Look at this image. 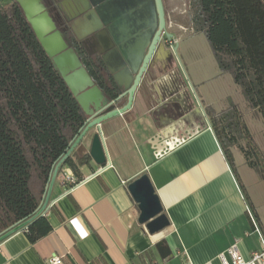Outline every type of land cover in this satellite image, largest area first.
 <instances>
[{"label":"crops","instance_id":"crops-1","mask_svg":"<svg viewBox=\"0 0 264 264\" xmlns=\"http://www.w3.org/2000/svg\"><path fill=\"white\" fill-rule=\"evenodd\" d=\"M157 80L153 94L136 92L129 110L101 122L108 164L89 157L72 171L78 183L71 188L57 175L44 213L51 230L33 243L23 230L10 235L0 242V264H49L51 256L61 257L60 264H221L218 254L233 242L244 257L262 248L264 208L235 165L250 205L245 200L210 123L187 126L175 119L179 112L157 107ZM197 100L211 107L202 96ZM141 173L169 221L160 232L137 221L127 182ZM162 238L171 249L165 258L155 247Z\"/></svg>","mask_w":264,"mask_h":264},{"label":"trees","instance_id":"trees-1","mask_svg":"<svg viewBox=\"0 0 264 264\" xmlns=\"http://www.w3.org/2000/svg\"><path fill=\"white\" fill-rule=\"evenodd\" d=\"M189 3L193 32L204 34L219 70L231 74L247 105L264 121V0ZM98 84L105 86L103 81ZM68 89L18 4L0 0V233L40 206L54 163L85 124L87 115ZM186 105L185 110L192 107ZM204 110L250 205L232 147L245 140L247 148H240L246 163L264 181L262 152L235 105L221 112L208 106ZM89 157L88 152L73 151L60 169L68 166L76 172ZM50 230L45 214L23 228L32 243Z\"/></svg>","mask_w":264,"mask_h":264},{"label":"water","instance_id":"water-1","mask_svg":"<svg viewBox=\"0 0 264 264\" xmlns=\"http://www.w3.org/2000/svg\"><path fill=\"white\" fill-rule=\"evenodd\" d=\"M14 1L20 7L42 50L51 60L54 69L87 115V119L68 148L54 163L40 206L31 216L16 222L1 232L0 242L19 230H23L38 216L46 212L58 171L81 140H89L88 153L96 164L102 166L108 164V155L100 130L101 122L129 110L133 105L135 94L147 67L169 59L172 57V53L176 51V46L166 48L160 40L162 33L168 41L173 36L172 33L165 31L166 20L161 0H114L113 4L118 3L123 11L119 23H114L112 26L115 41L120 46V54L112 51L111 54L103 55L108 71L112 73L115 84L120 91L112 98L90 76L66 34L57 27L55 20L51 18L43 0ZM69 1L75 14L82 11V8L79 7L81 1L84 8H89L90 5L95 7L85 15L83 20L77 19L76 25L73 26L74 35L78 39L100 27V20L95 13V10H98V0H90V3L87 0ZM162 47L167 50V54L163 59H157L158 50ZM102 51L103 48H99V52ZM122 97H125V102L116 105L115 102ZM179 100L183 104L188 102L191 105L194 104L190 93L187 91L181 94ZM162 101L163 105L168 104L173 115L178 113L177 105L173 104L171 99H163ZM157 107L160 108V104ZM202 112L205 115L203 109ZM91 129L97 130L89 136ZM127 183V189L139 209L137 221L143 223L149 233L160 232L168 226L169 221L163 212L159 197L148 175L141 173ZM155 247L161 258L171 255V249L165 243V239L156 241Z\"/></svg>","mask_w":264,"mask_h":264},{"label":"rangeland","instance_id":"rangeland-1","mask_svg":"<svg viewBox=\"0 0 264 264\" xmlns=\"http://www.w3.org/2000/svg\"><path fill=\"white\" fill-rule=\"evenodd\" d=\"M189 2L190 0H164L166 31L173 35L168 41L171 42V47L176 46L172 57L186 91L190 93L194 105L199 110L202 118L201 126L208 124L209 120L203 115V107L198 103L197 96H202L217 112L226 110L230 104L235 105L242 114L253 143L262 152L264 158V121L256 110L247 105L239 86L233 83L231 74L219 70L204 34L193 32ZM156 73L159 74L155 70L152 71V74ZM162 76L155 79L164 81ZM240 146L247 148L244 139H239L238 144L232 147L234 163L246 189L252 191L255 200L264 208V181L254 169L246 165L244 151ZM87 149H89L88 139L81 140L73 151L81 154Z\"/></svg>","mask_w":264,"mask_h":264},{"label":"flooded vegetation","instance_id":"flooded-vegetation-1","mask_svg":"<svg viewBox=\"0 0 264 264\" xmlns=\"http://www.w3.org/2000/svg\"><path fill=\"white\" fill-rule=\"evenodd\" d=\"M87 1L90 3V0ZM113 1L114 0H98V10L96 9L95 13L100 20V27L94 31L84 34L78 39L76 35H74L75 33L73 32V26L76 25L77 19L83 20L85 15L95 7L90 5L89 8H84V4L81 1L79 7L82 8V11L78 14H75L73 9L70 7L69 0H43V3L51 15V18L55 20L54 22H56L57 27L66 34L90 76L94 79L98 86L99 82H105L104 87H99L103 89L104 92L109 95V97L112 98H114L120 91L115 84L112 73L108 71V68L103 60V55L111 54L112 51H116L120 54V46L115 41L112 26L114 23H119L121 18L120 16L123 15L122 7L118 3L114 5ZM161 1L166 20L164 0ZM160 40L164 43L163 45L166 48L171 47V42L168 43L164 33L161 34ZM99 48H103V51L99 52ZM154 70L159 74H152V71L154 72ZM161 75L164 76V81L157 80L158 83L156 84L160 94V102H158V104L161 106L160 108H168V104L163 105L164 103L162 100L171 99L173 104L177 105V112L180 113L179 116H177L176 113V116L174 115L177 122L181 124L184 123L187 126L191 124L201 126L202 118L197 107L193 104L189 110H185L187 108L186 103L183 104L179 100V97L181 94H183L185 88L182 78L176 69L173 57H170L169 59L162 62H156L152 66H148L147 71L145 72L143 79L138 86L137 92L141 91L150 95L153 94V80ZM147 79L152 81V84L144 85L145 80ZM124 100L125 97H122L117 102H115V104L119 105V103ZM185 113H187V115L183 116ZM204 116L209 120V117L206 113Z\"/></svg>","mask_w":264,"mask_h":264},{"label":"built area","instance_id":"built-area-1","mask_svg":"<svg viewBox=\"0 0 264 264\" xmlns=\"http://www.w3.org/2000/svg\"><path fill=\"white\" fill-rule=\"evenodd\" d=\"M110 165V164H109ZM60 179L63 183H67L69 188L78 183V180L74 177L72 171L68 168L59 171ZM250 217L254 226V229L259 232L257 221L250 213ZM262 248L253 250L248 257H244L238 250L236 242H233L229 247L225 248L224 251L218 254V259L221 264H261L264 258V241L262 240ZM49 264H60L62 258L59 256H51L48 258Z\"/></svg>","mask_w":264,"mask_h":264},{"label":"bare ground","instance_id":"bare-ground-1","mask_svg":"<svg viewBox=\"0 0 264 264\" xmlns=\"http://www.w3.org/2000/svg\"><path fill=\"white\" fill-rule=\"evenodd\" d=\"M166 54H167V50H165V48L163 47L160 48L157 53V59H160V58L163 59L166 56Z\"/></svg>","mask_w":264,"mask_h":264}]
</instances>
